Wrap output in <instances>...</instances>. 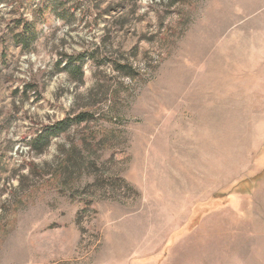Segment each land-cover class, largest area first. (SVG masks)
<instances>
[{"label": "rangeland", "instance_id": "1", "mask_svg": "<svg viewBox=\"0 0 264 264\" xmlns=\"http://www.w3.org/2000/svg\"><path fill=\"white\" fill-rule=\"evenodd\" d=\"M0 264H264V0H0Z\"/></svg>", "mask_w": 264, "mask_h": 264}, {"label": "trees", "instance_id": "2", "mask_svg": "<svg viewBox=\"0 0 264 264\" xmlns=\"http://www.w3.org/2000/svg\"><path fill=\"white\" fill-rule=\"evenodd\" d=\"M69 1V0H68ZM59 4L58 1H52L50 2L49 1V4L48 6H45V8L43 9V11H41V18H43L45 15H49V13H51L52 10L55 11H61L62 13H60V19L62 21H64L66 18H68L70 15H68L67 11H62L60 8H59ZM40 13V12H39ZM35 18H37V14L35 15ZM68 20V19H67ZM34 36V35H33ZM121 68V67H120ZM79 73V68H76L72 71V73ZM87 116V113H82L78 118L79 119H83V117L85 118ZM85 119L81 120V121H84ZM58 127H54L49 129L45 134H40L38 136H36L34 138V140L31 141L30 143V147L33 148V150L36 152V153H41L42 151H44L48 146H49V141H50V138L52 136H55L57 135V132H56V129Z\"/></svg>", "mask_w": 264, "mask_h": 264}]
</instances>
